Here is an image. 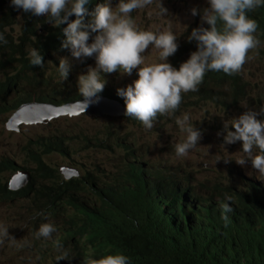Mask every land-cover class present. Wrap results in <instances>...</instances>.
<instances>
[{
  "label": "trees",
  "instance_id": "obj_1",
  "mask_svg": "<svg viewBox=\"0 0 264 264\" xmlns=\"http://www.w3.org/2000/svg\"><path fill=\"white\" fill-rule=\"evenodd\" d=\"M254 17L264 43V5ZM0 34L7 40L0 43V114L32 101L61 105L81 97L74 81L56 83L47 76L52 63L58 66V42L46 17L17 15L0 0ZM34 48L43 57L42 67L30 63ZM11 93L18 97L7 102ZM252 93L243 74H209L190 99L197 100L192 104L211 102L229 113L248 99L259 102L264 87L254 97ZM81 136L79 150L110 148L98 135ZM69 149L64 134H57L24 145L26 164L10 158L0 161V201L7 206L26 204L39 264H89L116 254L127 256L128 264H264V188L254 179L210 185L181 168L124 158L109 181L93 178L88 169L66 180L46 158L70 157ZM19 170L29 171L31 179L27 187L12 192L5 177ZM228 197L233 211L225 222L223 204ZM43 223L53 224L56 231L51 238L37 239ZM56 241L67 251V259L57 261Z\"/></svg>",
  "mask_w": 264,
  "mask_h": 264
},
{
  "label": "clouds",
  "instance_id": "obj_2",
  "mask_svg": "<svg viewBox=\"0 0 264 264\" xmlns=\"http://www.w3.org/2000/svg\"><path fill=\"white\" fill-rule=\"evenodd\" d=\"M3 1L5 7L17 12V15L29 13L30 17L38 20L39 16H44L47 18V23L53 27L58 42L55 56L58 66L52 63L51 67L56 70V75L47 76L56 83L64 84L68 80L74 81L82 97L72 98L68 102L57 105L69 108L70 114L61 117L69 119H101L106 116L115 119L124 118L135 126H144L150 130L154 127V121L157 118L171 115L179 110H187L189 106L200 103L213 106L224 114L237 112L244 107L246 110L241 115L224 123L223 131L226 134L223 137V143L231 145L241 142L242 147L239 151L241 154L235 162L244 166L250 161L252 168L264 176V97L259 102L248 99L241 104V109L231 110L229 113L211 102L198 101L197 104H192L197 100L190 99L203 88L209 74L225 76L243 74L248 80L246 78L248 54L251 50L264 46V43L259 40V25L254 17V13L263 7L264 0H208L209 7L202 10V24H199L197 17L180 35H175L171 30L156 33L138 28L130 14L134 10L153 4L154 0ZM111 2L116 4L115 7ZM156 4L159 9L158 14L167 16L168 10L163 7L161 0H156ZM197 12L196 8L191 9L193 16L197 15ZM90 36L94 38L91 43L88 42ZM0 43H7L3 34H0ZM150 46L158 50L161 62L145 64L144 53ZM261 50L264 48L258 49L257 55L259 58H264V55L260 53ZM70 53L73 59L81 62L85 58L88 62L96 58L95 67H89L86 74H81L78 78L73 77L75 71L71 69L72 63L68 59ZM167 59L169 63L166 62ZM30 63L32 66H43V57L38 49L34 48L30 51ZM134 69L137 70L138 79L132 84L117 90L104 88L106 80L102 74L118 72L121 75H131ZM263 87L264 84L257 88L252 85V97L258 89ZM104 101H109L114 107L113 110L120 112L107 113L98 117L92 115V105L101 107L100 102ZM249 102L257 105L256 111L247 107L246 104ZM30 103L42 102L23 103L8 113L12 115L19 107ZM176 124L182 132L186 133V139L176 144L175 154L177 157H187L189 151L196 147L202 138V133L190 123V116L187 113L177 118ZM23 125L37 124L23 123ZM229 125L234 130H229ZM118 140V145L125 149V154L129 155L130 160L140 161L133 145L128 144L127 141ZM254 150L258 151L254 152ZM219 160L221 158L217 157L216 162ZM229 161L224 159L225 163ZM58 169L66 180L80 176L79 171L72 168L77 175L67 179L62 169ZM21 171L29 172L19 170L5 177H11L10 180L8 179L7 186L12 192L22 190L30 182L31 173L29 172L27 185L11 188L10 182L13 176ZM243 178L250 179L242 177L240 180ZM207 181L210 185H215L220 182L227 184L232 180L229 177H218L214 180L207 179ZM257 183L264 188V183ZM226 199L228 202L223 204L225 215L222 217L225 222L229 219L227 213L233 211L231 198ZM55 231L53 224L43 223L35 235L37 239L41 237L48 239ZM5 239L15 240L9 235L6 227L0 226V244H3ZM55 247L60 253L57 261L68 258L67 251L59 241L55 242ZM89 264H128V257L122 254L107 255L91 260Z\"/></svg>",
  "mask_w": 264,
  "mask_h": 264
},
{
  "label": "rangeland",
  "instance_id": "obj_3",
  "mask_svg": "<svg viewBox=\"0 0 264 264\" xmlns=\"http://www.w3.org/2000/svg\"><path fill=\"white\" fill-rule=\"evenodd\" d=\"M112 3V2H111ZM163 7L168 10L167 16L159 15V9L154 0L153 4L143 9L134 10L130 15L135 20L140 30L161 32L171 30L175 35H180L186 27L198 17L199 24H202V10L209 7L208 0H161ZM116 4L112 3L115 7ZM198 10L197 15L191 14V9ZM19 27H16L18 30ZM94 38L90 36L89 43ZM264 46L253 49L248 54L246 78L252 83L254 88L264 84V58H259L257 51ZM95 56V54L93 55ZM145 64L159 63V52L154 46H150L144 53ZM68 59L72 63L74 70L73 77L78 78L81 74H86L89 67H95L96 58L90 62L85 58L82 62L70 56ZM168 62V59L166 61ZM49 75H56V70L49 68ZM11 74L10 70H7ZM106 80L104 88H124L138 79L137 70L134 69L131 75H121L120 73L102 74ZM18 95L10 94L7 101L17 98ZM249 109L257 110V105L253 102L246 104ZM246 109L243 107L237 112L224 114L215 107L206 103L189 106L187 110H179L168 116L157 118L152 129L144 126H135L124 118L115 119L113 117H103L101 119L77 118L69 119L61 117L49 122L37 125H23L20 132H10L5 129V123L10 113L0 114V160L8 157L18 164H26L27 157L22 152V147L31 139L52 138L57 134H64L70 146L69 156L63 157L54 154L47 158L49 165L55 168H74L80 175L86 169L90 170V175L102 177L109 181L112 171L118 169L124 158H129L125 154V149L119 146L118 139L127 141L135 148L140 160H145L151 166L167 164L183 171L193 172V176L199 180H214L218 177L230 178L237 182L240 178L247 177L257 182L264 183V176L255 171L249 161L244 166L238 165L235 159L241 154V142L231 145L223 143L224 123L237 118ZM189 114L190 123L194 128L201 130L202 138L188 153L187 157H177L175 146L186 139V133L182 132L176 124V119L183 114ZM229 130H234L229 125ZM82 133L98 135L104 145L110 148H87L79 150L82 143ZM219 133V135H218ZM118 140V141H117ZM258 150H254L257 152ZM135 152V153H136ZM217 157L221 160L217 161ZM224 159H229L228 163ZM74 164L75 166H72ZM10 176L8 179L10 180ZM28 211L25 203L16 206H7L0 201V226L8 229L9 235L15 240L5 239L0 244V264H39L40 256L35 252L34 237L32 229L28 223Z\"/></svg>",
  "mask_w": 264,
  "mask_h": 264
},
{
  "label": "water",
  "instance_id": "obj_4",
  "mask_svg": "<svg viewBox=\"0 0 264 264\" xmlns=\"http://www.w3.org/2000/svg\"><path fill=\"white\" fill-rule=\"evenodd\" d=\"M101 103V107H98V105L96 106V104H93V110L91 112L92 115L95 116H103L104 114L107 113H112V114H118L120 111L119 110H113L114 107L110 105L109 101H104V102H100ZM29 107V106H41V107H45L48 108V111L45 112L43 115H41L39 118L37 119H31L30 117H28L27 115H23V114H17L18 111L22 108V107ZM98 107V108H97ZM69 108L66 106H58L55 107L52 104H44V103H30V104H24L21 107L18 108V110L13 113L12 115H10V117L7 119L6 123H5V127L6 130L8 131H15V132H20L21 131V126L23 123L25 124H38V123H43V122H48L54 118H59L61 116H65V115H69ZM25 116V117H24ZM23 117V118H21ZM62 173L63 175H65V177L68 179L72 176H76L77 172L75 170H73L72 168H63L62 169ZM29 172H18V174L16 176H13L10 185L11 188H20V187H24L25 185H27L28 181H29Z\"/></svg>",
  "mask_w": 264,
  "mask_h": 264
},
{
  "label": "bare ground",
  "instance_id": "obj_5",
  "mask_svg": "<svg viewBox=\"0 0 264 264\" xmlns=\"http://www.w3.org/2000/svg\"><path fill=\"white\" fill-rule=\"evenodd\" d=\"M47 73H49V70ZM53 105L55 107H58L56 104H53ZM47 111H48V108L41 107V106H29V107L27 106V107H22L18 111L17 114H23V115H27L31 119H37ZM21 118H23V117H21Z\"/></svg>",
  "mask_w": 264,
  "mask_h": 264
}]
</instances>
